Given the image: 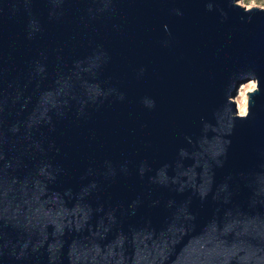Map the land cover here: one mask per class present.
I'll return each mask as SVG.
<instances>
[{
	"label": "water",
	"instance_id": "1",
	"mask_svg": "<svg viewBox=\"0 0 264 264\" xmlns=\"http://www.w3.org/2000/svg\"><path fill=\"white\" fill-rule=\"evenodd\" d=\"M0 264H264V6L0 0Z\"/></svg>",
	"mask_w": 264,
	"mask_h": 264
},
{
	"label": "rangeland",
	"instance_id": "2",
	"mask_svg": "<svg viewBox=\"0 0 264 264\" xmlns=\"http://www.w3.org/2000/svg\"><path fill=\"white\" fill-rule=\"evenodd\" d=\"M239 3L247 7H252V6L263 7L264 6V0H239ZM250 82L251 80L243 84L239 90L238 96L235 97V100L237 101V104H238V108H239V101L244 100L245 95L249 96L247 92L250 91V89H249V86H247V84H249Z\"/></svg>",
	"mask_w": 264,
	"mask_h": 264
},
{
	"label": "bare ground",
	"instance_id": "3",
	"mask_svg": "<svg viewBox=\"0 0 264 264\" xmlns=\"http://www.w3.org/2000/svg\"><path fill=\"white\" fill-rule=\"evenodd\" d=\"M250 91L253 90L255 87H257V82L255 80H251L249 84ZM239 111L241 114H246L248 111V96L245 95L244 100L239 101Z\"/></svg>",
	"mask_w": 264,
	"mask_h": 264
}]
</instances>
